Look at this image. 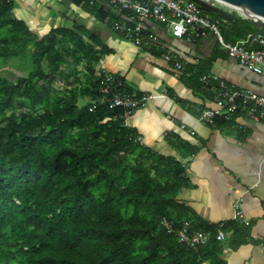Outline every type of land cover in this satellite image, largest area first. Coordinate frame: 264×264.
Wrapping results in <instances>:
<instances>
[{"label": "trees", "instance_id": "1", "mask_svg": "<svg viewBox=\"0 0 264 264\" xmlns=\"http://www.w3.org/2000/svg\"><path fill=\"white\" fill-rule=\"evenodd\" d=\"M12 8V0H0V63L13 59L23 71L14 80L0 74V264H227L224 240L233 251L250 242L264 247L251 237L254 221L208 222L175 198L193 187L186 168L198 146L167 132L166 142L187 160L157 152L125 125L136 109L88 101L100 97L107 75L120 82L114 91L144 95L122 77L93 68L109 49L75 24L38 36ZM201 13L228 42L258 31L242 18L227 25ZM97 16L104 20L110 11L100 6ZM211 60L190 68L181 63L179 70L192 92L209 100L214 87L199 77L208 74ZM241 113L214 115L207 125L237 126ZM162 218L175 229L188 221L190 231L208 234L207 242L188 248L166 232Z\"/></svg>", "mask_w": 264, "mask_h": 264}, {"label": "crops", "instance_id": "2", "mask_svg": "<svg viewBox=\"0 0 264 264\" xmlns=\"http://www.w3.org/2000/svg\"><path fill=\"white\" fill-rule=\"evenodd\" d=\"M12 2L13 15L23 20L38 36L50 28L72 27L75 24L93 34L102 48L109 49V52L100 54L99 60L93 64L97 73L122 77L133 92L155 95L126 115L125 125L136 129L145 146L182 162L187 159H182L166 142L164 136L167 132H174L199 147L197 154L189 158L186 168L193 187L181 189L175 198L191 214L208 222L228 219L243 222L242 218L254 221L251 237L264 242V122L239 116L237 126L210 128L189 105L212 108L214 104L194 94L179 78L180 71L174 68V59L179 60L183 68H190L212 57L207 75H215L238 89L261 96H264V75L229 57L211 34L191 42L171 35L161 23L145 20L142 22L140 43L136 44L111 29V19H118L121 15L99 0ZM100 6L110 11V16L104 20L97 16ZM230 23L226 21L227 25ZM245 45L259 47L251 41ZM166 55L171 57L166 59ZM81 78L85 80L83 74ZM198 139H203L205 145L201 146ZM224 244L222 258L227 264H264L262 244L250 242L234 251L227 247V240Z\"/></svg>", "mask_w": 264, "mask_h": 264}, {"label": "built area", "instance_id": "3", "mask_svg": "<svg viewBox=\"0 0 264 264\" xmlns=\"http://www.w3.org/2000/svg\"><path fill=\"white\" fill-rule=\"evenodd\" d=\"M109 8L119 13L121 17L111 19L110 27L117 33L124 34L136 44L140 43L142 22L152 20L164 25L171 35L181 37L187 41H197L207 34L213 35L216 43L231 58L236 59L247 69L264 75V35L257 32H250L244 39L235 42H228L222 37L217 22L201 13L202 10L191 0H99ZM213 5H220L232 9L216 0H205ZM223 20V19H222ZM225 21V20H224ZM256 42L258 48L245 47L247 42ZM171 56L166 55L169 59ZM174 68L178 72L181 62L174 59ZM201 83H211L214 87V96L211 100L212 108L200 109L191 106L200 113V118L206 123L211 122L214 115L226 114L234 111H242L241 116L252 121L264 122V96L258 95L249 90H241L234 87L222 78L215 75H203L199 77ZM119 80L107 75L99 88L100 97L89 99L92 106L95 103H102L109 108L123 107L127 110L137 109L145 104L147 98L155 95L135 96L124 92L114 91L113 88L119 85ZM249 104V106H247ZM128 115V114H127ZM183 128L184 125H181ZM193 134V132H190ZM237 202L234 205L237 207ZM240 214L239 211L236 213ZM243 222H246L243 218ZM161 226L167 233L174 234L177 241L188 248H195L204 245L208 240V234L199 230H189V222L183 221L178 228H174L172 222L166 218L160 221ZM218 239H224L220 230L217 232Z\"/></svg>", "mask_w": 264, "mask_h": 264}, {"label": "water", "instance_id": "4", "mask_svg": "<svg viewBox=\"0 0 264 264\" xmlns=\"http://www.w3.org/2000/svg\"><path fill=\"white\" fill-rule=\"evenodd\" d=\"M191 1L196 3L200 10L214 13L225 21L235 23L239 18H242L247 23L259 28L257 33L264 35V0H216L232 9L213 5L205 0Z\"/></svg>", "mask_w": 264, "mask_h": 264}, {"label": "rangeland", "instance_id": "5", "mask_svg": "<svg viewBox=\"0 0 264 264\" xmlns=\"http://www.w3.org/2000/svg\"><path fill=\"white\" fill-rule=\"evenodd\" d=\"M13 63H14L13 59L7 60L4 63H0V74H2L3 76H6L7 78L11 80H14L17 76L23 73V71L17 68V66H15ZM84 102H86L84 98L79 100V104H83ZM37 111L39 112L40 109H38Z\"/></svg>", "mask_w": 264, "mask_h": 264}]
</instances>
